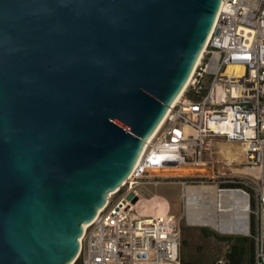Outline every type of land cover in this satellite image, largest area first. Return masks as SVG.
<instances>
[{
    "label": "water",
    "instance_id": "water-1",
    "mask_svg": "<svg viewBox=\"0 0 264 264\" xmlns=\"http://www.w3.org/2000/svg\"><path fill=\"white\" fill-rule=\"evenodd\" d=\"M220 3L0 0V264L76 261L85 224L185 88Z\"/></svg>",
    "mask_w": 264,
    "mask_h": 264
},
{
    "label": "built area",
    "instance_id": "built-area-1",
    "mask_svg": "<svg viewBox=\"0 0 264 264\" xmlns=\"http://www.w3.org/2000/svg\"><path fill=\"white\" fill-rule=\"evenodd\" d=\"M218 138L242 144L244 166L256 173L234 176L225 159L219 161L223 169L215 171V160L206 161L204 156ZM184 163H202L207 170L180 176L182 215L157 211L155 206L151 212L140 184L145 178L160 177L150 175L155 168ZM234 179L243 185H230ZM201 185L213 191L204 190L195 200L188 189ZM145 204L149 208L144 213ZM225 208L246 213L244 233L254 242L253 264H264V0H221L182 94L147 141L132 174L85 224L76 261L181 264V220L207 225L190 218L189 210L200 214L207 210L218 218Z\"/></svg>",
    "mask_w": 264,
    "mask_h": 264
},
{
    "label": "rangeland",
    "instance_id": "rangeland-1",
    "mask_svg": "<svg viewBox=\"0 0 264 264\" xmlns=\"http://www.w3.org/2000/svg\"><path fill=\"white\" fill-rule=\"evenodd\" d=\"M213 143L214 144L211 148L212 152L205 154L204 160H215L213 161L215 163V171L218 172L223 169V162L221 163L219 161H223L225 155L224 153L218 151L219 147H222L229 148L231 153L236 155L237 159H240V162L227 163L229 164L226 167L227 170L234 176L244 173L241 170V167L244 166L245 154L240 151L239 142L236 143L235 141H226L218 138L215 139ZM169 169L171 172L162 176L170 177H158L153 180L145 178L143 180L144 182H142L138 188L147 196H153L154 194L158 195V201H164L167 203V208L165 210H168L169 213L179 217L183 213V202L181 200L182 187L179 182L181 177L178 173L183 170L175 168ZM196 171L202 170L196 169ZM251 178L253 180L256 179V177L252 175ZM156 179L158 180L157 183L151 182L156 181ZM146 202L150 205V207L153 204L152 200ZM150 210L153 212L155 208L152 207ZM181 223V264H224L227 260V252L229 251L231 244L235 242L237 246H241V250L244 251L243 261L241 264H249L250 253L248 251V242L242 243L241 240L242 237L247 236L245 233H222L211 225H190L187 224L185 220H181ZM225 236H228L231 239H223Z\"/></svg>",
    "mask_w": 264,
    "mask_h": 264
},
{
    "label": "bare ground",
    "instance_id": "bare-ground-1",
    "mask_svg": "<svg viewBox=\"0 0 264 264\" xmlns=\"http://www.w3.org/2000/svg\"><path fill=\"white\" fill-rule=\"evenodd\" d=\"M183 90L175 98V100L173 101L172 104H174L178 100V98L182 94ZM165 116H166V114H165ZM165 116L161 120V122L158 125V127L164 121ZM155 131L153 132L151 137L154 135ZM239 145H240V151L244 153V146L242 144H239ZM218 151L224 153V155H225L224 159H226L228 161V163H230V162H240V159H237L236 155L231 153L229 148L219 147ZM140 157H141V155L139 156L138 160L140 159ZM138 160H137V162H138ZM167 167L183 170L180 173H178L180 176L198 175V174L204 173L207 170L206 167L204 166V164H202V163H199V164L184 163V164H180V165H168V166H161V167L155 168V169L150 171V175H152V176H160V177H167V176H162V175H167L168 173L171 172L170 169L167 168ZM196 169H201L202 171H196ZM241 170L244 173H248V172H251L253 174L256 173V170L254 168H251V167L243 166V167H241ZM209 188L210 187L204 186V185L191 186V187H189L188 191L192 195V198L196 200V199H199V198L203 197L202 191H204V190L213 191V189H209ZM151 197L152 198H150V196H149V198L147 197V199H146L147 201H151V200L153 201L154 204H153V206L151 205V208L155 206L158 211H160V210L164 211L167 208V203L166 202H164V201L162 202V201H158L157 200L158 195L154 194ZM231 197L235 198V196H231ZM227 198H228V196H225V198L223 197V199H227ZM199 204H200V202H199ZM148 208H149L148 204H145V207H144L142 212L145 213L146 211H148ZM144 213H142V214H144ZM218 215L220 217L216 218L215 214L213 212H208L207 210H206V213H204V214H200L199 211H197L195 209H190L189 210L190 218H194L195 217L197 222L203 223V224H207V225H211L212 227H214L215 229H217L218 231H220L222 233H244L246 231V229H247V219H246V213L243 212V210L242 211H237L236 210V211H230L229 212L225 208Z\"/></svg>",
    "mask_w": 264,
    "mask_h": 264
},
{
    "label": "trees",
    "instance_id": "trees-1",
    "mask_svg": "<svg viewBox=\"0 0 264 264\" xmlns=\"http://www.w3.org/2000/svg\"><path fill=\"white\" fill-rule=\"evenodd\" d=\"M234 183H230V185H238L242 186L237 179H234ZM223 239L229 240L231 239L228 236H225ZM242 243L248 242V251L250 253L249 257V264H253V247H254V242L253 239L250 236H245L241 238ZM241 246H237L236 242L231 244L229 251L227 252V260L224 264H241L243 261V256H244V251L241 250ZM73 264H79L78 261H75Z\"/></svg>",
    "mask_w": 264,
    "mask_h": 264
}]
</instances>
